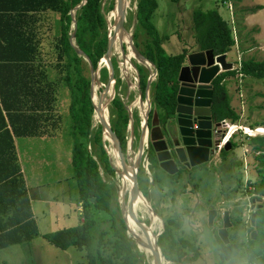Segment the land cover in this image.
<instances>
[{"label":"trees","instance_id":"16d2710c","mask_svg":"<svg viewBox=\"0 0 264 264\" xmlns=\"http://www.w3.org/2000/svg\"><path fill=\"white\" fill-rule=\"evenodd\" d=\"M80 1L0 0V248L30 240L38 232L36 221L31 215L28 195L23 188V179L20 173L17 174L12 134H35V124L41 115L42 103L45 101L47 102L45 104H51L57 92L69 97L70 162L81 202L82 219L77 224L46 231L43 236L50 243L61 248L73 245L85 249L86 264H137L139 252L134 248L126 233L124 218L117 217L111 208V200L115 193L100 172L99 166H102L105 172L113 175L115 168L118 170V166L113 160L112 165L109 160L101 138V125L99 124L97 129L92 126L93 104L90 96L89 64L84 55L79 54L70 41L72 16L69 10ZM156 6L157 0H137V24L143 26L146 32L142 47L135 39L136 32L133 34L134 45L145 58L154 64L156 69L155 78L149 84L152 97L148 123H150L153 111H156L160 123L164 122L169 113L173 111L179 85L177 74L188 52L210 49L214 54H220L227 52L235 43L230 24L216 6L208 8L197 6L191 11L194 48L189 50L188 47L183 46L181 51L169 53L163 46L169 35L160 33L151 20ZM260 7L262 6L259 5L258 8ZM48 9L59 14L54 49L56 62L59 63L56 65L61 67L58 79L53 80L52 83L37 82L34 63L40 43V33L35 28L38 20L36 14ZM75 20L77 24L75 43L96 68L106 50L108 40L102 0H86L76 10ZM112 65L114 70H117L114 58H112ZM136 65L139 87L144 98L148 69L139 62H136ZM237 73L256 78L264 77V58L243 57L238 68L221 70L213 77L211 110L217 120L226 117L231 121H236L239 118L238 112L231 105L226 86V77ZM107 75L108 69L102 67L100 69L101 81L105 82ZM120 85L122 86V81L117 76L115 95L109 106V121L111 128L124 146L129 115L124 101L119 96V92H122L121 89L118 90ZM49 90L55 93L51 95ZM132 114L133 117L136 115L133 111ZM136 116L139 119V115ZM133 130L135 135V124H133ZM237 143L230 140L229 147L221 149L220 154L223 161L228 151ZM249 143L254 151H258L256 154L259 164L257 169L260 175L259 179L252 182L253 187L247 189L251 200L264 197V134L249 136ZM147 157L153 167L151 180L149 183H144L140 174H137L138 184L144 195L148 194L149 184L154 185L161 179V175L156 171L158 166L150 141ZM11 160L14 163L13 168H10ZM118 172L120 176V171ZM182 172L183 170L179 169L171 174V181L177 184ZM227 196L229 197L230 194L228 193ZM254 212L253 225L245 223L248 225L246 229L250 231L249 237L245 240L246 254L250 264H264V205L255 206ZM157 213L162 217L160 212L157 211ZM241 214L242 212L238 211L235 216L230 217L231 225L227 228L229 241L226 243L219 239V244L216 245L219 247L222 260L230 258L232 251L244 243V240L240 238L245 228ZM105 220L111 221L112 227L109 230L112 229L113 238L106 241L104 234L108 231L102 230L95 239L96 227ZM168 229L169 226L164 221L163 231L158 237V243L164 256L167 259H179L183 253L181 249L185 247L193 249L194 252L192 257L184 256L181 261L195 259L198 251L193 241L179 236L178 242L173 238L169 239L167 244L164 243V235ZM252 229L256 230L254 238L251 233ZM107 242H110V250L103 254L102 245ZM142 264L150 263L144 260Z\"/></svg>","mask_w":264,"mask_h":264},{"label":"rangeland","instance_id":"374dc122","mask_svg":"<svg viewBox=\"0 0 264 264\" xmlns=\"http://www.w3.org/2000/svg\"><path fill=\"white\" fill-rule=\"evenodd\" d=\"M114 3L115 0H102V10L105 13L107 35L110 34L111 28L116 22L115 8H113ZM259 5L262 7L258 8ZM197 6L202 8L224 6L225 10H227L225 14L224 10L221 9L235 35V43L231 46L226 55L227 60L232 61L233 64L237 66L238 61L243 57L264 58V0H157V6L152 13L151 20L155 23L160 33L169 35L168 39H165V43H163L167 52H179L182 50L183 46L188 47L189 50L194 48L191 11ZM136 8L137 0H126L124 28H126V32L129 36L124 38L122 47L124 48L126 46L124 51L135 66V68L133 67L130 73H128L131 85L128 84L122 70L119 54L115 52L111 55V61L112 58H114L117 63V70H115L116 77L119 76L122 81V86L120 85L118 87V90L121 89L122 91L119 92V96L124 101L125 106H130L132 111L139 87V74L136 62L147 67V81L151 76L149 84L151 80L155 78L156 74L154 64H150L148 67L144 62L136 58L135 53L128 44L131 37L134 42V32H136L135 39L138 41L140 47H142L146 36L144 27L137 24ZM77 9L78 8L75 9L74 14ZM48 17L50 19L49 23L46 24L45 21L42 27L38 29L40 33V43L34 63L37 71V82L52 83L53 80L58 79L61 66L56 65L57 62L54 49V42L58 30L52 27L51 15H48ZM112 37L113 35L111 38ZM98 66L100 84L95 85V98L98 107L95 109V118L94 110L92 113V126L94 129H97L100 124L98 120L100 112H103L104 115L108 113L109 119V106L113 99H111L112 96H110L113 94L111 85L107 87L105 97L102 98V95L100 96L106 82L100 79V69L102 67L107 68V66L105 62L100 59L98 61ZM90 76L92 77V72H90ZM57 83L58 82H56V84ZM226 86L230 95L231 105L239 114V118L233 121L236 123H232L230 126L231 128L233 127L232 129L230 128L231 133L235 130L234 125L237 126L238 124H241V127H244L246 131L249 132H254L253 127L255 126L258 128L257 130L264 131V77L256 78L242 74L230 75L226 77ZM146 91L148 93V99H145L144 104L147 109L148 100L152 97L151 89L148 84H146L145 87V98H147ZM50 93L52 95L55 91L51 90ZM55 96L56 98L51 104L48 103L47 105L45 101L42 103L40 108L41 120L36 128V136L46 134L47 137L36 138L32 136H19L17 144L22 161L25 182L30 190L33 206H35L38 232L35 233L30 240L1 247V264L87 263L85 249L73 245L67 248H61L50 243L47 238L43 236V233L46 231L74 225L79 223L82 219L81 202L79 200L77 184L72 175L73 170L70 162L71 119L68 113L69 97L66 95L64 96L63 93L59 94L57 92ZM46 97L48 96L46 95ZM45 98L43 100H45ZM136 115H134L135 135L133 136L131 148L138 154V147L141 143L142 121L140 118L138 119ZM138 115L140 117L139 113ZM130 121L133 122L132 117L128 120L129 123ZM148 125H150V123H148ZM125 133L126 144H124V146L128 149L130 124L126 128ZM105 135L107 134L101 132L103 145L110 148L111 144V149L114 153L113 156L120 160L116 143L105 139ZM249 136L250 135L244 133L242 129L234 132L229 137V140L238 143L228 151L225 161H223V157L220 155L217 158L202 162V164L191 166L187 168L186 171L182 172L180 181L177 184H175V181H171V174L156 169L158 174L161 175V179L154 185H148V194L143 198L146 201L149 200V204L162 214V217L165 219L164 221L169 226L167 233L164 235V243L167 244L168 240L173 238L178 242V238L181 236V238H187L189 241H193L195 249L198 251V255L195 259L181 261L184 256L192 257L194 252L193 249L184 247L181 249L183 253L180 255L179 259H167L164 256L168 261L167 264H250L247 258L245 244V240L249 237L250 231L246 229L248 225H245V223L247 222L246 224H250L249 219L251 212L255 210V206H257L259 201L255 198V206L252 208L251 204L254 198L250 200L247 189L253 187L252 182L259 179L260 175L257 169L259 165L256 156L257 152L252 149L249 143ZM148 142L149 140L146 138V143L141 144L140 163L137 171V174H140L144 183H149L153 170L147 157ZM108 143L109 145H107ZM242 143H246L249 147V150L246 151V155H243ZM88 147L90 150L92 149L89 144ZM99 167L103 179L110 184L115 193V196L111 200V208L114 210L117 217L121 216L124 218L125 206L123 205L122 198L125 199L126 195L121 194L122 189H120V181L124 180L125 183L124 169L122 166L118 167V171L121 170L119 176V172L116 168L114 174L111 175L105 172L102 166ZM122 176L123 180H120ZM228 193L230 194L229 197L227 196ZM38 196L44 198L42 203L37 204ZM62 198V202L54 201V199L61 200ZM257 198H261L260 201L264 202L263 196ZM58 204H60L59 208L53 209ZM136 205V211H138L137 216L146 224L150 225L151 217L149 211L146 210L148 212L147 216L144 214V207H142L139 202H136ZM38 206L50 208L52 210L45 211L46 216H42ZM213 206H217L218 212L213 223L210 224L207 215L208 210L214 208ZM225 208L229 209V215L231 214V216H235L238 211H241V217L245 228L242 230L240 237L242 241L244 240V243L232 251L230 258L222 260L219 255V247L216 246L219 244V239H221L218 235L217 227L222 224L221 212ZM160 217L158 226L156 227L157 231L162 230L164 224L163 218ZM56 219L58 220L56 221ZM130 225L129 221H127V235L131 239L134 248L139 252L137 264H142L144 260L148 261V255L144 250V245L140 241L143 235L137 227L132 230ZM177 225L180 226L177 227ZM111 227L110 220L102 221L94 231L95 239H97V236L102 230L108 231V233L104 234V239H106V241L113 238L112 229L111 231L109 230ZM156 229L154 230L155 232H157ZM129 231L137 234L140 240H135L129 234ZM109 250L110 242L104 243L101 252L105 254Z\"/></svg>","mask_w":264,"mask_h":264},{"label":"water","instance_id":"95a60500","mask_svg":"<svg viewBox=\"0 0 264 264\" xmlns=\"http://www.w3.org/2000/svg\"><path fill=\"white\" fill-rule=\"evenodd\" d=\"M86 0H81L78 4L73 6L69 12L72 16V32L70 34V41L75 46L79 54H83L85 59L88 61L90 72H92V77L90 81V96L91 102L93 104V110L95 112L96 104L92 97L93 94V81L94 79L99 78V66L93 67L90 59L75 43V30H76V20L74 11L76 8H79ZM118 5V14L117 19L114 24V29L108 35L106 50L102 57L108 68V78L105 82L103 91L100 96L105 97V92L107 87L111 85L113 89V95L115 94V81L116 74L111 61V36L118 35L124 29L125 23V13H126V0H115L114 6ZM113 6V8H114ZM131 48L135 55L140 58H145L139 50L134 45L133 40L131 39ZM123 57L126 56L124 48L122 49ZM149 62V59L145 58ZM151 64H153L151 62ZM232 61L227 60L225 53L214 54L212 50H192L186 55V62L183 63L178 71L177 79L179 80V85L176 94V103L173 111L168 115L166 122V130L169 134V141L166 140L163 128L159 122L156 111H154L150 125H148V116L150 109V100H148V110L145 114V118L141 124V136L143 131L146 133V138L150 141V144L154 151L155 161L158 166V169L173 174L177 172L182 166H192L200 164L205 161L211 160V154L215 148V143L218 140L219 134L215 133L213 130L214 126L219 125V121H216V118L213 116L211 110V96H212V79L213 77L220 72L221 70L232 68ZM126 80L130 84L129 75H126ZM148 78L147 84L149 85ZM131 85V84H130ZM147 93V91H146ZM148 97V93L146 94ZM138 98L143 99L141 89L138 87ZM110 99V100H111ZM109 100V102H110ZM129 119L133 116L132 109L130 106H126ZM99 123L102 127L103 134L110 136L116 143L120 155V162L123 167L126 164L130 163L135 150L131 148L134 136L133 124L132 121L128 122L130 124V139L128 141V149L123 146L118 136L112 130L108 113L107 116L103 112L99 113ZM149 143V142H148ZM230 145V140H228L224 148H228ZM106 152L107 147L104 145ZM141 153V143L138 147ZM109 155V153H108ZM109 160L111 162V157L109 155ZM135 162V161H134ZM140 163L136 162L135 168L133 169V175L131 177V192H130V201L127 205L125 199L123 198V205L125 206V215L132 218L141 228L148 234L149 230L152 232V240L150 248L155 254L156 264H163L164 255L161 252V248L157 242L158 235L163 231L162 230L155 232L150 225L146 224L135 212H133V204L137 199V192L141 191L138 181H137V171ZM112 164V162H111ZM143 197L145 196L142 193ZM259 202L257 206L264 205V202H261V198H256ZM251 207L255 206V198L252 200ZM127 205V206H126ZM149 208L153 214L159 216L157 211L149 204ZM217 213V209L210 208L208 210L207 219L210 224L213 223L214 217ZM160 217V216H159ZM161 218V217H160ZM255 218V212H251L250 223L253 225ZM222 224L218 227V235L224 242H228V233L227 228L231 225L229 209H223L221 214ZM125 222L126 216H124ZM128 231V226L126 222V233ZM252 237L256 236V230H251ZM128 234V233H127ZM129 234L135 239L140 240L139 236L132 231H129ZM149 261V260H148Z\"/></svg>","mask_w":264,"mask_h":264},{"label":"bare ground","instance_id":"6f19581e","mask_svg":"<svg viewBox=\"0 0 264 264\" xmlns=\"http://www.w3.org/2000/svg\"><path fill=\"white\" fill-rule=\"evenodd\" d=\"M115 13H116V19H117V14H118V5H115ZM114 16V15H113ZM114 18H115V16H114ZM111 20V19H110ZM113 24H114V22H113ZM113 29H114V26H112V28H111V32L113 31ZM129 36V34L126 32V28H124L122 31H121V33H119L118 35H114L112 38H111V52H112V54L113 53H118L119 54V56H120V58H121V66H122V70H123V72H124V74H126V75H128V73H130V71L132 70V68L134 67L135 68V66L132 64V61H131V59H130V57L129 56H125V57H123V54H122V42H123V40H124V38H126V37H128ZM131 39H132V37L130 38V41H128V44L130 45V47H131ZM124 48H126V46L124 47ZM132 49V48H131ZM136 58H138L139 60H141L142 62H144L148 67L150 66V64H151V62H149L148 60H146L145 58H140L139 56H137L136 55ZM102 61H103V59H102ZM137 79V78H136ZM134 81V80H133ZM98 84H100V81H99V78L98 79H94V81H93V94H92V97H93V99H94V101H95V104H96V108L98 107L97 106V103H96V98H95V85H98ZM111 96V95H110ZM136 99V102L134 103V105H133V112H135L136 113V111H137V114L139 113L140 114V119H141V121L143 122V120H144V118H145V114H146V112H147V110H148V108L146 109V106H145V104H144V102H145V99H148V97L147 98H143L142 100L141 99H139L138 98V95H137V97L135 98ZM107 104V103H106ZM132 104V103H131ZM107 106V105H106ZM135 110V111H134ZM106 111V110H105ZM107 116V114L105 113V117ZM132 118H133V122H132V124H134L135 122H134V120H135V118L132 116ZM232 123H234V122H232ZM232 123H231V125H232ZM230 125V126H231ZM235 126V125H234ZM237 126H235V128H236ZM230 128L231 127H229V131H231L230 130ZM233 128V127H232ZM231 128V129H232ZM258 129V128H257ZM246 130V129H245ZM229 131H228V135H229ZM252 132V131H251ZM105 139H108L109 141H114L110 136H108V135H105ZM115 142V141H114ZM111 143V142H110ZM146 143V133H145V131H143V133H142V136H141V144H145ZM107 151H108V153H109V155H110V157H111V162H112V160L115 162V164L118 166V167H121L122 165H121V162H120V160L119 159H117L116 157H114L113 156V151H112V149H111V144H110V148H108L107 147ZM119 152V151H118ZM139 155H140V151H138V154H136V152H135V154L133 155V157H132V159H131V161H130V163H128V164H126V166L125 167H123L122 166V168L124 169V172H125V174H124V176H125V183H124V180H123V176H122V178L120 179V180H123V181H120V183H121V188L120 189H122L121 191H122V193L121 194H125L126 195V198H125V203L128 205L129 204V201H130V192H131V177H132V175H133V169L135 168V165H136V162H138L139 161ZM135 161V162H134ZM113 165V164H112ZM117 170V169H116ZM118 171V170H117ZM121 171V170H120ZM119 183V184H120ZM121 196H123V195H121ZM123 199V198H122ZM136 202H139L141 205H142V207H144V209H145V211H144V214H146L147 216H148V212L146 211V210H148L149 211V214H150V217H151V224H150V226H151V228L153 229V230H155L156 229V227L158 226V222H159V217L158 216H156L155 214H153L152 213V211L150 210V208H149V200L148 201H146L144 198H143V196H142V194H141V192L140 191H138L137 192V199L135 200V202H134V204H133V212H135L136 214L138 213V211H136ZM126 205V206H127ZM126 216V220L127 221H129V223L131 224L130 225V227L132 228V230H134L135 229V227H137V229H139L140 230V232L142 233V237H141V242H142V244L144 245V250H145V252L147 253V255H148V260H149V262H150V264H156V259H155V254L153 253V250H151V248H150V245H151V240H152V238H153V236H152V232L149 230V232H148V234H146L145 233V231L141 228V226L140 225H138L132 218H130V217H128L127 216V214L125 215ZM149 218V217H148ZM126 221V222H127ZM139 227V228H138ZM156 231H157V229H156ZM168 263V261L163 257V264H167Z\"/></svg>","mask_w":264,"mask_h":264},{"label":"crops","instance_id":"0c3cea01","mask_svg":"<svg viewBox=\"0 0 264 264\" xmlns=\"http://www.w3.org/2000/svg\"><path fill=\"white\" fill-rule=\"evenodd\" d=\"M217 8H218V10H219V12L221 13V15L226 19V17H225V15H223V13H222V11H221V9H223L224 10V12H225V14H226V11L227 10H225V7L224 6H221V7H218L217 6ZM48 15H51V23H52V27L53 28H55L56 30H58V26H59V14L56 12V11H54V10H50V9H48V10H46V11H42V12H38L37 14H36V17L38 18V20H37V22L35 23V28L36 29H40L41 27H42V24H44V22L46 21V24H48L49 23V21H50V19H49V17H48ZM56 22H57V24H56ZM45 24V25H46ZM228 52V51H227ZM227 52H224L226 55H227ZM185 62H186V60H185ZM184 62V63H185ZM41 111V110H40ZM35 113H36V111H35ZM41 116V115H40ZM45 116V115H44ZM94 118H95V114H94ZM6 120H7V117H6ZM41 119H40V117L38 118V120H37V122H36V126H35V129L38 127V124H39V121H40ZM236 126V125H235ZM8 127L10 128V125H9V123H8ZM230 134H232L231 133V131L229 132V135ZM19 136H32V137H40V138H46L47 137V135L46 134H42V135H37L36 136V133L35 134H32V135H15L14 133L12 134V139H13V144H14V152H15V162H16V164H17V168H18V171H17V174L19 175V173L21 174V177H22V179H23V188L25 189V191H26V193H27V195H28V198H29V201H30V209H31V215H32V217L34 218V220L36 221V224H37V228H38V221H37V218H36V211H35V206H33L34 204L32 203L33 201H32V199H31V193H30V190H29V188H28V186L26 185V182H25V177H24V172H23V166H22V161H21V157H20V155H19V152H18V147H17V144H18V137ZM243 144V143H242ZM256 152V151H255ZM13 160H11V163H10V168H13ZM43 200H44V198L43 197H41V196H38L37 197V204H39V203H42L43 202ZM54 201H60V202H62L63 201V198L61 199V200H59V199H54ZM59 205L60 204H58L57 206H55L53 209H57V208H59ZM38 208H39V211H40V213H41V215L42 216H46V214H45V211H51L52 209H50V208H46V207H39L38 206ZM62 211V210H61ZM58 219H56V221H57Z\"/></svg>","mask_w":264,"mask_h":264},{"label":"built area","instance_id":"2783aa9c","mask_svg":"<svg viewBox=\"0 0 264 264\" xmlns=\"http://www.w3.org/2000/svg\"><path fill=\"white\" fill-rule=\"evenodd\" d=\"M232 34H233V29H232ZM233 37L235 39V35L233 34ZM239 59V57H238ZM233 64V62H232ZM240 65V60L238 61V65H234L232 66V68H238ZM231 69V68H230ZM237 74H241V73H237ZM219 121V125L217 126H214L213 127V130L215 133H218V129H220V132H219V137H218V140L217 142L215 143V148L213 149V152H212V157L211 159H214V158H217L219 157L221 154V149L224 148V145L225 143L229 140V137L236 131H239L240 129H242V131L244 133H246L247 135H256V134H264V131H260V130H257V127H253L254 129V132H249V131H246L244 127H241V124H238L237 127L235 128L234 132L230 135H228V131H229V127L231 125V123L233 121H231L229 118H221L218 120ZM243 155H246V151L249 150V147L246 145V143H243ZM258 152V151H256ZM148 162V161H147ZM246 221V220H245Z\"/></svg>","mask_w":264,"mask_h":264},{"label":"flooded vegetation","instance_id":"af4514ba","mask_svg":"<svg viewBox=\"0 0 264 264\" xmlns=\"http://www.w3.org/2000/svg\"><path fill=\"white\" fill-rule=\"evenodd\" d=\"M167 119H168V116L166 117L165 121H164V122H161L160 124H161V126H162V128H163V132H164V134H165L166 140L169 141V134H168V132H167V130H166V122H167ZM216 121H217V119H216ZM220 129H221V128H220ZM220 129H218V133H217V134H219ZM211 157H212V154H211ZM200 164H202V163H200ZM192 166H194V165H192ZM189 167H191V166H189ZM189 167L182 166L180 169L183 170V171H186V169L189 168ZM213 207H215V206H213ZM215 208L217 209V206H216ZM217 212H218V211H217ZM221 214H222V212H221ZM216 215H217V213H216ZM216 215H215V217H216ZM215 217H214V218H215ZM230 217H231V214H230ZM221 220H222V219H221ZM221 222H222V221H221ZM217 228H218V227H217Z\"/></svg>","mask_w":264,"mask_h":264}]
</instances>
